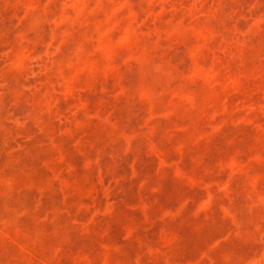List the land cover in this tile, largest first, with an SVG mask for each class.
Returning a JSON list of instances; mask_svg holds the SVG:
<instances>
[{"label":"rangeland","instance_id":"1","mask_svg":"<svg viewBox=\"0 0 264 264\" xmlns=\"http://www.w3.org/2000/svg\"><path fill=\"white\" fill-rule=\"evenodd\" d=\"M0 264H264V0H0Z\"/></svg>","mask_w":264,"mask_h":264}]
</instances>
